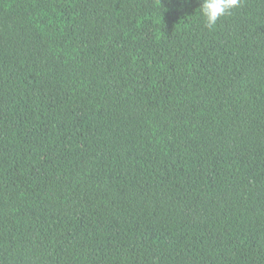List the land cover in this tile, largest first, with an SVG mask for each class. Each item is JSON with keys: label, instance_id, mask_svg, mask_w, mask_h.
Listing matches in <instances>:
<instances>
[{"label": "trees", "instance_id": "obj_1", "mask_svg": "<svg viewBox=\"0 0 264 264\" xmlns=\"http://www.w3.org/2000/svg\"><path fill=\"white\" fill-rule=\"evenodd\" d=\"M0 0V264H264V0Z\"/></svg>", "mask_w": 264, "mask_h": 264}, {"label": "clouds", "instance_id": "obj_2", "mask_svg": "<svg viewBox=\"0 0 264 264\" xmlns=\"http://www.w3.org/2000/svg\"><path fill=\"white\" fill-rule=\"evenodd\" d=\"M199 3L205 26L211 29L222 17L240 7L241 0H199Z\"/></svg>", "mask_w": 264, "mask_h": 264}]
</instances>
